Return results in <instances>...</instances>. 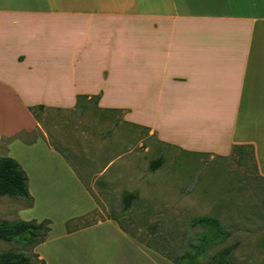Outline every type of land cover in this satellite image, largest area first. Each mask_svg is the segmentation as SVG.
<instances>
[{"label":"crops","instance_id":"crops-1","mask_svg":"<svg viewBox=\"0 0 264 264\" xmlns=\"http://www.w3.org/2000/svg\"><path fill=\"white\" fill-rule=\"evenodd\" d=\"M87 101L182 151L251 146L264 178V0H0V137L37 125L29 107ZM17 148L44 156L22 167L32 205L19 221L50 222L38 260L170 264L109 219L54 238L50 219H32L42 208L82 207L65 227L96 205L47 142Z\"/></svg>","mask_w":264,"mask_h":264},{"label":"rangeland","instance_id":"rangeland-1","mask_svg":"<svg viewBox=\"0 0 264 264\" xmlns=\"http://www.w3.org/2000/svg\"><path fill=\"white\" fill-rule=\"evenodd\" d=\"M37 117L30 131L0 137V158H13L28 170L44 156L38 148L26 154L17 147L42 140L69 162L96 205L70 230L109 219L170 264H186L184 256L192 257L193 264H212V256L225 248H231L227 264H264V181L257 178L251 149L226 156L182 151L126 123L123 112L102 111L88 101L73 109L45 108ZM155 161L160 164L152 170ZM129 194L134 198L125 212L123 198ZM28 206L21 198L0 197V225L28 217L20 213ZM83 210L62 215L42 208L31 216L50 219L56 238L66 230L62 222ZM200 219L216 221L223 238L208 240ZM96 232L86 240L100 242ZM11 252L40 264L30 246L0 241V255Z\"/></svg>","mask_w":264,"mask_h":264},{"label":"trees","instance_id":"trees-1","mask_svg":"<svg viewBox=\"0 0 264 264\" xmlns=\"http://www.w3.org/2000/svg\"><path fill=\"white\" fill-rule=\"evenodd\" d=\"M28 112L38 120L37 115L43 113L45 107L42 105L29 107ZM243 148L251 149L253 156V163L255 168L256 161L254 156V150L251 146H234V150L239 154ZM160 164V161H155L150 164V168L155 170ZM259 180L264 181V178L261 176L257 177ZM15 197L21 198L29 202L30 208L32 205V199L28 191V178L26 173L23 171L21 166L14 159L10 157L0 158V197ZM134 198L133 195L129 194L123 198L125 207L124 211L126 212L129 209L130 202ZM77 220L69 221L65 224L66 232L72 233L79 229L80 227L70 230L69 227L73 225ZM198 224H202L203 227L208 230V240H215L216 238L222 239L224 232L219 228L218 224L214 220H203L200 219ZM50 222L48 220H43L39 223L36 221H18L15 223H2L0 225V241L9 242L12 240H18L23 242L25 245L30 246L32 249L43 244L46 240L48 232L50 231ZM122 228V227H121ZM123 229V228H122ZM202 241H206L204 236ZM231 248H225L220 253L212 256V264H227L231 259ZM37 257V255H34ZM187 261L186 264H193V258L184 256L181 260ZM173 264H179L178 260L171 261ZM0 264H32L30 259L21 254L15 253H5L0 255ZM40 264H44L43 261H40Z\"/></svg>","mask_w":264,"mask_h":264}]
</instances>
